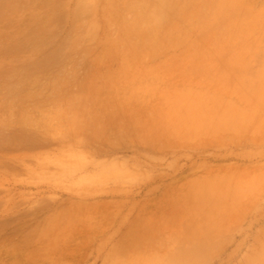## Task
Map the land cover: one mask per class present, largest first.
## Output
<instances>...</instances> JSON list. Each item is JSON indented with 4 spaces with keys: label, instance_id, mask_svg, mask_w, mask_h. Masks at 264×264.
<instances>
[{
    "label": "rangeland",
    "instance_id": "1",
    "mask_svg": "<svg viewBox=\"0 0 264 264\" xmlns=\"http://www.w3.org/2000/svg\"><path fill=\"white\" fill-rule=\"evenodd\" d=\"M54 1L0 0V264H96L133 214L134 264H184V230L251 215L185 203L184 189L213 196L215 167L264 156L215 145L214 94L184 62L144 58L212 50L203 38L237 35L243 14Z\"/></svg>",
    "mask_w": 264,
    "mask_h": 264
},
{
    "label": "crops",
    "instance_id": "2",
    "mask_svg": "<svg viewBox=\"0 0 264 264\" xmlns=\"http://www.w3.org/2000/svg\"><path fill=\"white\" fill-rule=\"evenodd\" d=\"M51 8H153V5L126 7L125 0H61L58 4L54 1ZM183 8L239 11L245 22L237 35L204 37V44L214 45L212 50L144 59L170 61L171 69L173 61L184 62L178 69L194 76L193 82L202 87L201 91L214 94L211 104L202 105L218 110L213 117L216 128L209 139L215 145L263 157L264 0H184ZM220 45L228 47H215ZM226 110L234 111L227 114ZM256 160V164L215 167L213 196H201L197 184L187 187L186 193L184 189L185 203L229 205L235 206V212L251 214L240 226L237 220L234 226L223 230H184V264H264V159ZM124 220L119 238L112 244L99 246L102 255L96 264L135 263V254L141 251L138 223L141 219L133 214Z\"/></svg>",
    "mask_w": 264,
    "mask_h": 264
},
{
    "label": "bare ground",
    "instance_id": "3",
    "mask_svg": "<svg viewBox=\"0 0 264 264\" xmlns=\"http://www.w3.org/2000/svg\"><path fill=\"white\" fill-rule=\"evenodd\" d=\"M239 137V136H238ZM242 138H244V137H242ZM242 138H239V139H242ZM256 139V138H255ZM242 140H244V139H242ZM257 140V139H256ZM122 239V238H121ZM118 244V243H117ZM120 245V244H119ZM121 246V245H120ZM121 247H123V246H121ZM131 247V246H130ZM125 248H127V247H125ZM132 248V247H131ZM133 248H134V246H133ZM136 248V247H135ZM132 261H134V260H132ZM128 262V261H127ZM126 262V263H127ZM135 262V261H134ZM129 263V262H128ZM131 263V262H130ZM133 263V262H132Z\"/></svg>",
    "mask_w": 264,
    "mask_h": 264
}]
</instances>
